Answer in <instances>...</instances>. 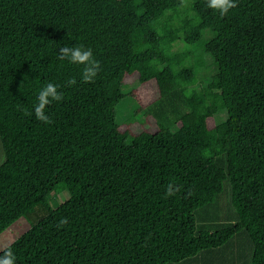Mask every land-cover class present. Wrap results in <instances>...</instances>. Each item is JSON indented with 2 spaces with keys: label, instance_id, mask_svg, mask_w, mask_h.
Returning a JSON list of instances; mask_svg holds the SVG:
<instances>
[{
  "label": "trees",
  "instance_id": "obj_1",
  "mask_svg": "<svg viewBox=\"0 0 264 264\" xmlns=\"http://www.w3.org/2000/svg\"><path fill=\"white\" fill-rule=\"evenodd\" d=\"M80 45L93 82L59 59ZM194 46L216 66L198 86ZM133 72L157 81L156 133L119 128ZM49 82L63 100L45 124ZM0 148V234L31 222L4 248L15 264H264V0L223 17L206 0H0Z\"/></svg>",
  "mask_w": 264,
  "mask_h": 264
},
{
  "label": "rangeland",
  "instance_id": "obj_2",
  "mask_svg": "<svg viewBox=\"0 0 264 264\" xmlns=\"http://www.w3.org/2000/svg\"><path fill=\"white\" fill-rule=\"evenodd\" d=\"M187 48L184 42L179 46ZM194 60L199 65L196 67L198 80L195 86L203 85L212 80L216 66L212 63L210 55L202 53L196 46ZM124 98L116 107V117L122 132L128 131L135 135L141 131L156 133L160 127L154 115L150 112V104L160 96V90L156 79L151 78L141 81L137 72L127 73L124 77ZM227 117V112L221 109L217 114L208 119L210 127L222 122ZM68 190L65 183L58 184L49 195L52 208L57 207L68 198ZM31 226V222L25 217L16 220L10 227L0 234V248H5L20 237Z\"/></svg>",
  "mask_w": 264,
  "mask_h": 264
},
{
  "label": "clouds",
  "instance_id": "obj_3",
  "mask_svg": "<svg viewBox=\"0 0 264 264\" xmlns=\"http://www.w3.org/2000/svg\"><path fill=\"white\" fill-rule=\"evenodd\" d=\"M181 6H187V0H181ZM206 6L215 12H218L221 17L227 15L229 11L237 6V0H206ZM59 59L68 60L72 64L83 65L82 80L85 83L93 82L100 70L99 61H97L90 48H85L83 45L75 47L60 48ZM68 86L76 84V80L70 79L67 82ZM63 94L58 91V86L49 82L40 91L37 96V103L34 106V113L37 120L45 124L51 123L50 117L45 114L46 106L53 101H62ZM25 115H32L31 112L25 110ZM180 191L178 186L169 183L166 189V196H173ZM67 218H62L58 226L66 224ZM0 264H15V255L11 247L0 248Z\"/></svg>",
  "mask_w": 264,
  "mask_h": 264
},
{
  "label": "crops",
  "instance_id": "obj_4",
  "mask_svg": "<svg viewBox=\"0 0 264 264\" xmlns=\"http://www.w3.org/2000/svg\"><path fill=\"white\" fill-rule=\"evenodd\" d=\"M3 158V153L1 151V148H0V160Z\"/></svg>",
  "mask_w": 264,
  "mask_h": 264
}]
</instances>
